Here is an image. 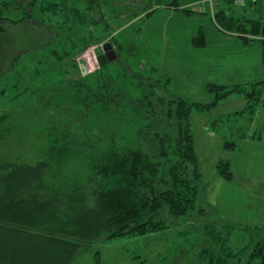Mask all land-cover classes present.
<instances>
[{"label":"trees","instance_id":"trees-1","mask_svg":"<svg viewBox=\"0 0 264 264\" xmlns=\"http://www.w3.org/2000/svg\"><path fill=\"white\" fill-rule=\"evenodd\" d=\"M83 1L87 5L80 9ZM94 1L98 5L47 0L44 7L27 0L28 11L17 0L0 4V264H75L102 240L178 228L195 233V240L169 250L160 264H264V221H230L206 203L208 186L191 131L192 114L208 113L232 94L253 98L251 90L262 93L264 82L208 84L213 99L193 103L172 94L160 79L129 71L119 57L82 77L60 41L51 48L50 35H59L61 26L96 28L103 16L92 15L99 11ZM11 9L17 16L2 18V10ZM44 13L62 22L45 24L39 20ZM222 17L217 28L248 40L242 25L233 28L226 23L232 19ZM251 24L249 36L263 38L258 22ZM69 44L73 54L86 46ZM192 44H204L202 32ZM111 64L115 70L109 71ZM259 104L264 106V98ZM249 106L231 116L250 114ZM22 112L40 122L30 129L43 135L33 162L13 151L21 148V128L13 121ZM238 147L222 144L225 151ZM215 170L222 180H233L228 160L218 161ZM223 225L248 233L239 251L226 246L232 232L223 233Z\"/></svg>","mask_w":264,"mask_h":264},{"label":"rangeland","instance_id":"rangeland-1","mask_svg":"<svg viewBox=\"0 0 264 264\" xmlns=\"http://www.w3.org/2000/svg\"><path fill=\"white\" fill-rule=\"evenodd\" d=\"M10 1L0 0V4L1 2ZM17 1L23 5L21 10L25 7L26 11H28L27 0ZM38 1H41L40 3L44 7H47V0ZM97 3L98 5H96V2L93 3V8L98 7V14H96L97 16L95 14L92 15L96 20L98 17L101 18L103 16V21L98 23L96 28L94 26L85 28L83 24H80L78 31L73 30L77 26H70L73 27L72 31H68L67 28L63 30V26H61L59 35L56 32L50 35L51 37L53 36L54 40L51 48H57L60 41V47L63 46L64 51L69 53V61L72 58L74 59L71 64L76 65L78 74L82 77H87L91 74L85 76L80 72L79 63H84V60H80V57L93 47L103 46L107 42L113 43L112 46L117 57H119V62H122L129 71L135 74H150L151 77L160 79L165 85L168 84V89L172 94L193 103H209L214 95L207 94L199 88L193 89V87H189L194 84L196 85L194 80H188L190 78L186 80V82H189L188 88L186 89L185 82L183 85L179 79V77H185V75H181V72L185 73V71H190L193 73L194 71L192 69L194 62L189 65L187 61L190 55L194 59V51L186 49L185 44L187 43L188 36L195 34L196 26L202 25L206 27L208 26V20L213 26L219 27L221 23L224 24L221 20L223 19L222 15H224L226 18L232 19L226 23L233 25V28L242 25L248 31L245 32H250L253 35L252 32L254 29L250 25L254 21L258 22L259 34L262 35V32H264V0H241L240 3H237L236 0H98ZM86 5L87 3L83 1L80 9ZM182 10L189 11V14L200 13L205 15L184 18L181 14ZM9 11L7 13L2 10V18L17 16V14L13 16L12 9ZM170 12L172 14L169 17ZM58 14L60 15V13ZM43 16L45 18L39 20H42L43 23L50 26L58 27L62 22L61 19L50 20L46 16V13ZM21 17L23 16L20 14L18 19ZM165 25L171 29L174 27L178 33L173 30L165 31ZM91 31L94 32L93 35ZM234 31L242 30L234 29ZM249 34L247 35L249 36ZM74 37L75 41L72 40ZM85 37L88 38L85 39ZM95 38L97 41L89 42V40H94ZM175 40L178 42L175 43ZM70 42L78 47L86 44L87 47L85 46L84 50H81V48L73 54V47L70 46ZM164 44H169L170 47L168 46L166 48ZM6 48L8 49V45H6ZM101 49H96L95 54L101 53ZM107 69L109 71L115 70L114 64H111ZM1 72H3V68H1ZM73 72L76 73L74 69ZM168 77L171 78L170 81H167ZM260 90H262V93L259 91L256 92V96L260 97L257 100L253 89L251 90L253 98L250 99L237 93L236 95H239V98L241 97L244 105L238 102L227 104L224 102L226 99L224 98L216 107H213L215 111L211 112V110V113L204 114L195 113L191 116V131L194 147L200 161V172L208 187L214 179L215 193L219 195V202H225L228 208L235 203H229L227 200L233 198L241 202L238 198H243V196L237 197V195H230L228 189L216 184L215 179L217 173L214 166L218 161L223 159L222 144L225 140L230 143L239 144L241 142V136L247 134L264 139V106L259 104L264 98V87ZM246 105H250L249 109L253 108L250 114L238 115V117L231 116L245 110ZM13 124L21 128L20 130L17 129L16 135L18 134L23 137L22 142H20L21 148L15 147L13 151L15 150V152L24 156L26 161H35V158H37L36 150L42 142L43 135L31 131L30 128L39 126L40 122H33L30 115L22 112L13 121ZM214 131L219 134H221L220 132H224L223 135L219 136L221 143L218 142L215 144L214 141L209 140ZM15 144L17 143H14V146ZM222 209L226 210L222 205L221 209L216 208V210L224 214ZM241 212L245 211L240 210ZM228 219L239 222V220ZM230 231L232 233L226 246L229 250L237 252L246 245L248 233L244 232L240 227L232 228L230 225H223V233L229 234ZM194 236L196 234L192 231L178 228V230H166L144 236L120 237L107 241L102 240L93 245L87 252L82 253L77 258L75 264H160L162 259L169 255V250L173 251L178 245L187 247L190 243L194 242ZM184 242H188V244ZM96 252H99L98 255L95 254Z\"/></svg>","mask_w":264,"mask_h":264},{"label":"crops","instance_id":"crops-1","mask_svg":"<svg viewBox=\"0 0 264 264\" xmlns=\"http://www.w3.org/2000/svg\"><path fill=\"white\" fill-rule=\"evenodd\" d=\"M236 2L240 3L241 0H236ZM171 14L172 12L169 13V17ZM181 14L184 18L205 15L200 13L186 14L184 12ZM207 24L206 27L197 25L195 34L189 35L185 44L186 49L194 51V59L190 55L187 60L189 65L194 62L192 65L193 73L190 71L181 72V75H185V77H179L183 85L185 82L186 89L189 84L186 82L188 78H190L189 81L194 80L196 83V85L189 87L199 88L207 94H209L206 88L208 84L244 86L264 82V37L248 36L249 33H246L248 40L242 41L240 34L220 30L208 20ZM164 30H173L178 33L174 27L171 29L166 25ZM200 32L204 35V44L193 46V39ZM174 42L177 43L178 41L175 40ZM168 46L170 47L169 44H164V47L167 48ZM229 97L230 100L228 97L224 100L227 104L238 102L244 105L239 95L233 94ZM213 111L215 109H212L211 112ZM220 133L214 131L213 135L209 136V140L214 141L215 144L221 143L219 136L223 135L224 132ZM251 137L252 135L249 134L241 136L239 147L235 150L225 151L222 148V160L230 162L233 180L226 182L218 174L215 179L216 184L228 189L230 195L243 196V198H238L241 202L233 198L227 200L229 203H235L230 208L225 202H219V195L215 193L213 179L207 188L206 203L212 208L216 206L217 209H221L222 205L226 210L222 209L223 211H221L227 218L255 226L264 221V139ZM240 210L245 212H241L243 213L241 214Z\"/></svg>","mask_w":264,"mask_h":264},{"label":"built area","instance_id":"built-area-1","mask_svg":"<svg viewBox=\"0 0 264 264\" xmlns=\"http://www.w3.org/2000/svg\"><path fill=\"white\" fill-rule=\"evenodd\" d=\"M99 47L100 46L91 48L84 55H82V57H80V60H84V63H79L80 72L83 75H90L95 72V70L99 69L97 54H95L96 49Z\"/></svg>","mask_w":264,"mask_h":264},{"label":"water","instance_id":"water-1","mask_svg":"<svg viewBox=\"0 0 264 264\" xmlns=\"http://www.w3.org/2000/svg\"><path fill=\"white\" fill-rule=\"evenodd\" d=\"M97 59L100 67L117 60V54L110 42L103 45L102 53L98 55Z\"/></svg>","mask_w":264,"mask_h":264}]
</instances>
